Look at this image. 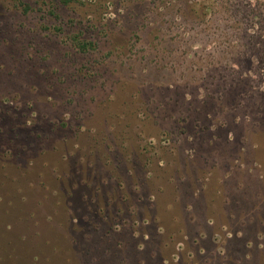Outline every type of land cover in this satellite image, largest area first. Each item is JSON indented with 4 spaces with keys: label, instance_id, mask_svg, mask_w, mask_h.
Returning a JSON list of instances; mask_svg holds the SVG:
<instances>
[{
    "label": "rangeland",
    "instance_id": "obj_1",
    "mask_svg": "<svg viewBox=\"0 0 264 264\" xmlns=\"http://www.w3.org/2000/svg\"><path fill=\"white\" fill-rule=\"evenodd\" d=\"M57 12L0 0V264H264V0Z\"/></svg>",
    "mask_w": 264,
    "mask_h": 264
},
{
    "label": "trees",
    "instance_id": "obj_2",
    "mask_svg": "<svg viewBox=\"0 0 264 264\" xmlns=\"http://www.w3.org/2000/svg\"><path fill=\"white\" fill-rule=\"evenodd\" d=\"M11 2L14 3L15 6H17L18 8H20V10L22 11V13L27 14V12H32V11H39V12H43L46 13L45 15L49 16L50 18H54V19H58V12H57V8L59 6H69V5H74L75 3L78 2V0H56V4H57V8L53 7V6H48L47 3L45 2V0H35L33 4H29L28 0H10ZM47 7V8H46ZM59 30V29H57ZM60 31V30H59ZM71 44L80 52L82 53H86L94 48H96V44L94 42L88 41L86 39H82L81 38V34L80 36H74L71 38ZM168 132L170 133L171 128L168 127L167 128ZM207 135H204L202 137L201 140V144L202 145H206L207 142L205 141ZM209 145V144H207ZM120 163H122V160L120 159ZM177 178V177H176ZM253 195H248L247 193L242 195L239 198H236L237 200L234 201V206H240V207H244V209H242L241 212L246 213L247 211H249V207H253L255 205V200L256 198ZM210 201H208V199L205 197L202 200V205L204 206V208L206 209V213L203 212L201 213V215L203 216V220H204V216L205 214L209 213L210 210ZM156 209H158V207H156ZM184 212V211H183ZM155 217V219H153ZM154 217L152 218V220L158 221L159 223L161 222V220H164L165 223L168 226V230L169 229V225L170 227L172 226V222L177 218V217H173V216H166V217H156V215H154ZM150 218V217H149ZM161 219V220H160ZM250 223H252V227L250 229H247L249 227H247L245 229L246 233L249 236L255 237L256 234V230H257V226H261L264 225V218H262L261 216H259L258 212H254L250 219H249ZM197 232V230H196ZM264 233V231H263ZM263 233H260L261 236L264 237ZM237 236H241L238 235ZM238 238V237H237ZM242 238V237H240Z\"/></svg>",
    "mask_w": 264,
    "mask_h": 264
}]
</instances>
